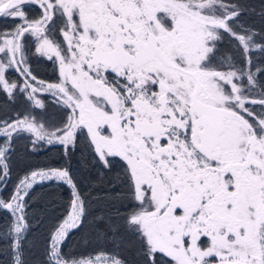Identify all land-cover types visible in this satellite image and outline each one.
Masks as SVG:
<instances>
[{"label":"snow or ice","instance_id":"snow-or-ice-1","mask_svg":"<svg viewBox=\"0 0 264 264\" xmlns=\"http://www.w3.org/2000/svg\"><path fill=\"white\" fill-rule=\"evenodd\" d=\"M245 12L240 0H0V18L20 21L0 31V91L41 109L37 96L47 93L64 112L51 131L28 113L0 120L8 264H29L30 190L52 181L67 184L72 199L43 264H127L118 251L64 252L89 214L68 167L31 170L2 195L16 138L34 137L31 150L59 143L67 155L84 129L105 168L123 161L137 202L123 227L140 239L143 264H264V29ZM29 37L36 54L58 61L57 83L33 74ZM118 230L109 221L102 235Z\"/></svg>","mask_w":264,"mask_h":264},{"label":"trees","instance_id":"trees-1","mask_svg":"<svg viewBox=\"0 0 264 264\" xmlns=\"http://www.w3.org/2000/svg\"><path fill=\"white\" fill-rule=\"evenodd\" d=\"M246 12L243 20L248 25L260 31L264 29V0H240ZM39 8L29 9L30 17L39 15ZM18 20L0 18V31L11 29ZM59 23V22H58ZM28 59L33 74L38 80L46 83H57L60 79L59 66L55 59L35 54V40L29 37ZM257 43H261L257 39ZM260 55L259 51L254 56ZM9 80L19 79L16 71H8ZM264 79V77H262ZM44 108H33L24 94H16L14 99L0 91V120L15 118L19 113L36 117L46 128L59 127L64 112L57 106L49 94L42 96ZM30 134H23L13 141L14 152L11 153V174L7 181V189L2 193L7 198L13 192V186L25 173L31 170L68 167L74 176L80 191L88 197L89 214L84 224L78 230L70 232L62 245L64 252L76 258L95 256L100 251H118L127 261V264H143L140 239L123 227L122 218L132 210L137 202L131 199L130 184L124 174V164L120 158L113 159L111 169L105 168L99 161L91 144L90 138L84 129L77 133L75 146H69L65 154V146L59 143L47 144L41 142L36 150H31ZM28 212L33 230L30 235L31 247L27 251L29 264H43L45 260V245L53 227L67 214L72 199V190L63 182L37 183L30 190ZM104 217V223H98L97 217ZM10 217L6 211H0V225ZM109 221L119 226L115 237L108 232ZM9 254L4 251L0 242V264H8Z\"/></svg>","mask_w":264,"mask_h":264},{"label":"rangeland","instance_id":"rangeland-1","mask_svg":"<svg viewBox=\"0 0 264 264\" xmlns=\"http://www.w3.org/2000/svg\"><path fill=\"white\" fill-rule=\"evenodd\" d=\"M18 22L20 23V21L18 20ZM34 39V38H33ZM35 40V39H34ZM35 48H36V41H35ZM36 54V53H35ZM36 55H38V56H41L40 54H36ZM42 57H45V58H47L46 56H42ZM57 63H58V61H57ZM58 66H59V64H58ZM59 68V67H58ZM44 94H47V93H41V94H39L38 96H37V98L38 99H41L42 100V96L44 95ZM50 95V94H49ZM43 101V100H42ZM48 130H53L54 128H52V129H50V128H47ZM86 130V129H85ZM86 132H87V130H86ZM88 134V133H87ZM31 136V135H30ZM89 136V135H88ZM31 138L33 139L34 137H32L31 136ZM90 138V137H89ZM46 143V142H45ZM55 143V142H54ZM67 215V214H66ZM92 257H95V256H92Z\"/></svg>","mask_w":264,"mask_h":264}]
</instances>
